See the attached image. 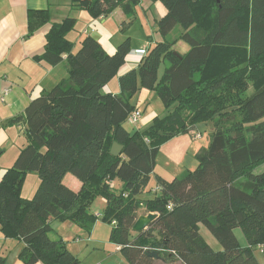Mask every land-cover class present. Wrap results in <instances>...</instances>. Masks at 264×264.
Segmentation results:
<instances>
[{
	"label": "trees",
	"instance_id": "16d2710c",
	"mask_svg": "<svg viewBox=\"0 0 264 264\" xmlns=\"http://www.w3.org/2000/svg\"><path fill=\"white\" fill-rule=\"evenodd\" d=\"M70 1L97 18L116 7L133 15L140 0ZM154 1L166 9L155 20L163 40L118 77L117 94L102 89L124 64L128 37L110 54L89 35L73 50L66 37L75 25L70 17L45 35L35 60H64L66 76L13 118L23 122L26 143L0 176V233L22 243L18 258L25 264H78L64 241L49 237L50 220H68L89 233L98 219L111 225L109 240L128 264H260L256 250L264 260V169L254 171L264 164V0ZM27 18L32 33L49 12L28 10ZM176 25L181 32L167 41ZM178 41L188 50H175ZM141 88L154 90L166 113L129 130L124 123L136 108L130 99ZM202 122L212 130L208 147L195 155L197 166L170 180L155 174L159 145ZM114 142L122 145L118 155L110 153ZM30 172L39 183L24 198ZM66 174L81 183L77 191L63 183ZM152 177V197H140ZM113 180L121 182L119 190ZM97 197L106 201L100 217L90 211ZM140 209L156 218L134 232ZM200 225L220 249L204 240Z\"/></svg>",
	"mask_w": 264,
	"mask_h": 264
},
{
	"label": "crops",
	"instance_id": "0c3cea01",
	"mask_svg": "<svg viewBox=\"0 0 264 264\" xmlns=\"http://www.w3.org/2000/svg\"><path fill=\"white\" fill-rule=\"evenodd\" d=\"M141 9L147 17L151 30L154 31L153 38L147 37V40L134 42L131 46V37H126L130 40V52L125 56V62L118 70V73L104 87V92L117 94L119 92L118 77L127 71L134 69L140 62L141 57L138 55V50L148 48L150 44L163 40L157 32L155 20L159 19L166 12L165 7L159 1L140 0ZM138 7V6H137ZM135 7L133 15H126L120 7L115 8L108 16H99L93 18L89 13L71 3L70 0H0V164L1 167L11 165L14 161L19 148L26 143L23 133V122H14L13 118L23 115L27 104L42 90H47L59 82L66 76L64 68V60L56 65H49L42 61L35 60L46 43L45 35L49 31L53 23L61 22L63 19L70 17L75 19V25L67 35V39L73 43V50H77L80 41L84 36L89 35L94 37L101 47L107 52L112 53L115 47L125 37L121 35L115 38L112 26V14H116L119 23L127 24L138 21V8ZM28 10H48L49 21L40 24L32 33H28L27 28V12ZM130 20V21H129ZM34 22V18L32 19ZM144 34L147 32L143 31ZM167 37V36H166ZM149 38V39H148ZM119 40V42H117ZM114 48V49H113ZM113 49V50H112ZM110 51V52H109ZM65 58V55L62 56ZM4 90L7 92L4 94ZM1 97H3L1 99ZM138 108V107H136ZM141 110L140 108H138ZM142 112L139 124L143 127L151 123V120L157 116L152 112L146 116ZM166 109L158 116H163ZM212 129V126H211ZM194 138V137H193ZM190 143L185 140L175 141L173 144L179 155L182 157V165L178 171L172 173L171 178L159 174L164 179L170 180L179 175L185 170H191L195 165L193 158L199 149L203 148L206 142H202V138L192 139ZM190 153V165L183 163L185 156ZM193 157V158H192ZM8 167V166H7ZM6 169V168H4ZM177 169V168H176ZM3 171L0 170V176ZM31 173H27L22 186L21 195L24 198H31L39 183V179L27 182V177ZM156 174V173H155ZM154 181L153 178L150 179ZM149 182V185H150ZM63 183L70 189L77 191L81 183L71 174H66L63 177ZM111 185L115 189H120L121 182L113 180ZM145 189L144 192L151 191L157 188L155 181L153 185ZM143 192V193H144ZM142 193V194H143ZM141 194L140 197H143ZM145 198V197H143ZM105 199L97 197L90 206V211L94 214H102L105 207ZM142 210V209H140ZM139 210V214L142 211ZM51 230L49 237L51 239H61L64 241L67 249L78 259V264H128L121 256L117 245L109 240L111 230L110 224H106L101 220H96L91 231L87 233L82 228L71 221L50 220ZM236 231V230H235ZM199 233L204 240L214 249H220L217 241L212 239L211 234L202 226H199ZM236 234V233H235ZM239 242L244 245L243 236L237 235ZM208 239V240H207ZM214 240V241H213ZM210 241L213 244H210ZM22 247V243L13 238H4L0 233V255L5 257V264H25L18 258V252ZM264 261V260H263ZM34 264H41L36 262ZM175 264H180L176 262ZM261 264V263H260Z\"/></svg>",
	"mask_w": 264,
	"mask_h": 264
},
{
	"label": "rangeland",
	"instance_id": "374dc122",
	"mask_svg": "<svg viewBox=\"0 0 264 264\" xmlns=\"http://www.w3.org/2000/svg\"><path fill=\"white\" fill-rule=\"evenodd\" d=\"M137 6L136 7L138 8V14H139V18H138L137 22H134V23H129L128 22L127 24H123L122 25V23H119V21H117L118 17L115 16L116 14H112L110 16V17H113V18H111L113 24L110 27V29H113L115 38H117V37L121 38V35H123L126 38V36L129 35L131 37V46H132V44L134 42H139V41L145 40V39L147 40L148 36H150L151 38H153V36H155L154 35V31L151 30V26L148 23V20H147V17L145 15V13H144V10L141 9V5L139 3L137 4ZM106 16H108V15H106ZM143 31L147 32V34H144ZM180 32H181V27L179 25H176L169 32V34L167 35V37L165 39L167 41H171L174 38H177V36H178V34ZM117 42H119V40ZM174 48L178 52L183 53V52L188 50L189 45L186 44L185 42L178 41V42L175 43ZM167 65L168 64L166 62L161 64V66L159 68V73H161L163 68L165 66H167ZM249 92H251V90H249ZM130 103L132 105H134L135 107L140 108L143 111V113H145L146 116H149L152 112L156 113L157 115H160L161 112L164 110V106H163L161 100L159 99L158 95L156 94V92L154 90H149V89H144V88L138 89L134 93V95L131 97ZM139 122L137 124H135V125H132V124H130L129 122L126 121L124 123V125L129 130H132L133 128L144 129L145 127L141 126L139 124ZM211 126H212L211 122H202V123H199V124L196 125V127L192 131V134H191V132L182 133V134H178V135L169 137L167 140L163 141L159 145V149H158V152H157L154 173H156L158 175L159 174H161V175L163 174V175L167 176V178H171V176H174L170 172L174 171V174H175V171L179 170V167L182 165V161H181L182 157L179 155V153H178V151L175 148L173 143L175 141L179 142V141H181L183 139L185 140V142L190 143L192 141H195V140H192V139H194L193 138V134L194 133H199L201 138H202L201 141L202 142H206L205 145L203 146V148H207L208 144H209L210 132L212 130ZM195 139H197V138H195ZM188 157H191L190 153L187 156H185V159L183 160V163L185 165H187V166H192V165H190V160H189ZM193 161L195 162V165L192 167L191 170H193L197 166L196 157L193 158ZM7 166L9 167L10 164L7 165ZM7 166L6 167H1V164H0V170L4 171L5 170L4 168H7ZM263 169H264V164H262L259 167H257L254 171L255 172H259V171H261ZM30 173L31 174H29L28 177H27V182L28 183L32 182L31 180L33 179V177L36 180H37V177H38L35 172H30ZM153 182H154L153 180L150 182L149 187L153 185ZM150 192L151 191L144 192L142 194L143 197L151 198L153 193H150ZM140 211H142V210H140ZM235 233L237 235H241V237H242V234H241L239 229H236ZM212 239H214V238H212ZM208 242L210 244H213L210 241H208ZM217 245H218V242H217ZM255 253H256L257 258L259 259L260 263L264 264L263 255L258 250H256ZM157 264H161V263H157Z\"/></svg>",
	"mask_w": 264,
	"mask_h": 264
},
{
	"label": "water",
	"instance_id": "95a60500",
	"mask_svg": "<svg viewBox=\"0 0 264 264\" xmlns=\"http://www.w3.org/2000/svg\"><path fill=\"white\" fill-rule=\"evenodd\" d=\"M122 145L114 142L110 148V153L112 155H118L121 152ZM156 218V213L148 212L146 214L139 215L136 220L134 221L132 225V230L134 232H140L145 230L148 225ZM146 254L153 256V257H159V253L157 250H149L146 251Z\"/></svg>",
	"mask_w": 264,
	"mask_h": 264
},
{
	"label": "built area",
	"instance_id": "2783aa9c",
	"mask_svg": "<svg viewBox=\"0 0 264 264\" xmlns=\"http://www.w3.org/2000/svg\"><path fill=\"white\" fill-rule=\"evenodd\" d=\"M146 50H147V48H142V49L138 50V55H139L140 57H142V56L145 54ZM6 92H7V90H4L3 93L5 94ZM2 98H3V97H1V99H2ZM141 116H142V112H141V110H139L138 108H135V109L129 114V116H128V118H127V122H129V123L132 124V125H135V124H137V123L139 122ZM191 134H192V131H191ZM193 137H194V138H199V137H200V134H199V133H194V134H193ZM146 142H148L147 139H146ZM168 207H170V205H169ZM96 216H97V217H100V214H97ZM114 223H115L114 221L111 222V224H114ZM119 248H120V246L117 245V250H119Z\"/></svg>",
	"mask_w": 264,
	"mask_h": 264
}]
</instances>
